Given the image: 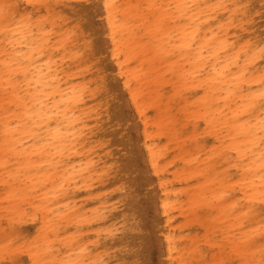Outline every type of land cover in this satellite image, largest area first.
Masks as SVG:
<instances>
[{
    "label": "bare ground",
    "instance_id": "1",
    "mask_svg": "<svg viewBox=\"0 0 264 264\" xmlns=\"http://www.w3.org/2000/svg\"><path fill=\"white\" fill-rule=\"evenodd\" d=\"M5 2L0 264H260L264 0Z\"/></svg>",
    "mask_w": 264,
    "mask_h": 264
},
{
    "label": "snow or ice",
    "instance_id": "2",
    "mask_svg": "<svg viewBox=\"0 0 264 264\" xmlns=\"http://www.w3.org/2000/svg\"><path fill=\"white\" fill-rule=\"evenodd\" d=\"M19 5L17 3L12 2H5L0 3V36H2V40L0 43L5 45L3 49L4 55L8 56L10 52L15 48L17 42V32L12 27V25H16V28L20 27H33V18L28 15L21 16L20 12L18 11ZM106 8L109 9V25L112 27V40L114 44H118L116 39V30L119 25V21L117 20L115 23L112 19V9L113 5L107 4L105 5ZM19 17V21L17 20ZM34 35V33H33ZM115 51V49H114ZM261 60L264 61V47L259 49ZM260 97L264 100V91L260 93ZM262 110H264V104H261ZM259 131L261 133L262 139V148H264V119H262L259 123ZM26 255L29 253H25ZM32 264H37L35 260H33ZM82 264H88V261H83ZM138 264H149L148 261H140ZM202 264H221L219 261H204ZM260 264H264V249L261 250V260Z\"/></svg>",
    "mask_w": 264,
    "mask_h": 264
}]
</instances>
